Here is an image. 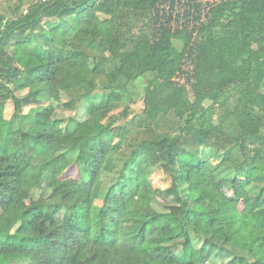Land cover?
Returning <instances> with one entry per match:
<instances>
[{
	"label": "trees",
	"instance_id": "trees-1",
	"mask_svg": "<svg viewBox=\"0 0 264 264\" xmlns=\"http://www.w3.org/2000/svg\"><path fill=\"white\" fill-rule=\"evenodd\" d=\"M263 85L264 0L0 13V264H264Z\"/></svg>",
	"mask_w": 264,
	"mask_h": 264
},
{
	"label": "rangeland",
	"instance_id": "rangeland-1",
	"mask_svg": "<svg viewBox=\"0 0 264 264\" xmlns=\"http://www.w3.org/2000/svg\"><path fill=\"white\" fill-rule=\"evenodd\" d=\"M31 0H0V13L3 14L6 18L8 19H13V18H17L20 15H22V13H24L27 9L28 6L30 5ZM179 9V8H178ZM34 44H32V46H34ZM157 63L159 65H165V68H167V60L166 59H159L157 60ZM189 66H187L186 68H188ZM145 81H143L140 86L141 88L144 86ZM263 92H264V85H263ZM17 95L22 96L23 92L18 91ZM63 101H67L65 98L63 99ZM144 110V103L142 101V99L140 98L137 102V104L132 105L131 106V111H130V115L129 117L126 119L128 122H131L132 118L134 116H140L142 114ZM28 110H26L27 112ZM122 111V109L116 110L113 114L118 116V114ZM13 113V107L11 105V103H8L6 106V110H5V119L9 120L12 116ZM221 114H223V111H221ZM221 114L217 113L216 115V119L217 118H221ZM55 116L57 118H64V119H68L70 117H76L79 120H83L86 118L85 116V111L84 108L82 106H79L76 110H64V108H57L56 109V113ZM127 121H119V123L122 122H126ZM224 128L228 131H230L229 125L225 124ZM99 129V127H97V130ZM257 128H254L251 130V134H250V138L252 139L253 134L257 133ZM134 135H136V133H133V137ZM252 145V144H251ZM253 146V145H252ZM220 159L217 158L214 161L211 162L210 166L211 169L214 170L216 169V165L218 163ZM57 165H58V176L60 177H78V171L76 166H74L69 160H67L65 157L60 156L57 159ZM115 166L111 167V170H114ZM219 174H217L216 180L214 181L215 185H217L219 188H221L223 191H225L226 193L230 194L228 192V190L226 189V183H224V179L225 178H229V176H233V170H223L221 172H218ZM152 181L153 184L156 188H159L161 190H164L166 188H168L170 186L169 181L166 179L165 176H163L160 173H155L152 176ZM34 197V193H29V194H23L21 196V201L25 202L26 204H29L32 200V198ZM215 264H219V263H215Z\"/></svg>",
	"mask_w": 264,
	"mask_h": 264
}]
</instances>
